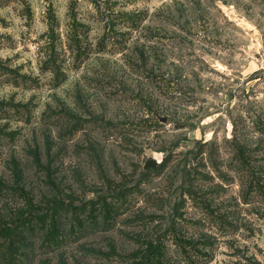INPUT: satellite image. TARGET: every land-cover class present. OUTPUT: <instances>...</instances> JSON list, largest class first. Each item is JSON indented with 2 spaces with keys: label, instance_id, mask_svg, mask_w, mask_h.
<instances>
[{
  "label": "rangeland",
  "instance_id": "1",
  "mask_svg": "<svg viewBox=\"0 0 264 264\" xmlns=\"http://www.w3.org/2000/svg\"><path fill=\"white\" fill-rule=\"evenodd\" d=\"M258 184L264 0H0V264H264Z\"/></svg>",
  "mask_w": 264,
  "mask_h": 264
},
{
  "label": "trees",
  "instance_id": "2",
  "mask_svg": "<svg viewBox=\"0 0 264 264\" xmlns=\"http://www.w3.org/2000/svg\"><path fill=\"white\" fill-rule=\"evenodd\" d=\"M35 159H38V155L35 154L34 155ZM161 166V165H160ZM258 188L261 189L262 191H264V185L263 184H258ZM0 230H5V232L10 236V238H14L15 237V233L14 231H12V229H7L6 227H1ZM158 247V244H153L152 242H150L147 245L146 248V252L143 255V258H145L143 260V262L147 261V259L150 257L151 253H153Z\"/></svg>",
  "mask_w": 264,
  "mask_h": 264
},
{
  "label": "water",
  "instance_id": "3",
  "mask_svg": "<svg viewBox=\"0 0 264 264\" xmlns=\"http://www.w3.org/2000/svg\"><path fill=\"white\" fill-rule=\"evenodd\" d=\"M162 120H164V118H160ZM157 165V161L154 158H148L147 160H145L143 167L147 168V167H156Z\"/></svg>",
  "mask_w": 264,
  "mask_h": 264
}]
</instances>
